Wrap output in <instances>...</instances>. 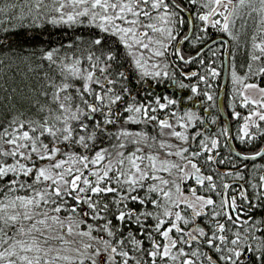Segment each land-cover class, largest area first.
<instances>
[{"label":"snow or ice","instance_id":"1","mask_svg":"<svg viewBox=\"0 0 264 264\" xmlns=\"http://www.w3.org/2000/svg\"><path fill=\"white\" fill-rule=\"evenodd\" d=\"M24 4L19 15L15 2L0 6V81L14 60L37 77L25 90L0 84V264H264V0ZM41 19L86 24L81 55L42 50L32 67L36 52L13 49V37L34 39L26 29ZM209 27L223 34L220 49L224 35L237 48L247 37L242 63L231 45L227 53L235 135L228 125L208 135L215 117L177 115L168 109L180 101L146 89L137 99L130 86L161 83L170 56L199 59L206 74L183 73L197 83L179 87L213 106L209 80L220 72L203 58ZM188 41L198 50L186 57Z\"/></svg>","mask_w":264,"mask_h":264},{"label":"trees","instance_id":"2","mask_svg":"<svg viewBox=\"0 0 264 264\" xmlns=\"http://www.w3.org/2000/svg\"><path fill=\"white\" fill-rule=\"evenodd\" d=\"M15 2L16 8L12 9L13 12H15L17 15H19L20 8L23 7L25 12L27 11V6L24 4V0H3V4H0V6H3L5 8H9L11 3ZM47 2V0H46ZM12 23L5 19V23L3 27L5 28H11ZM25 24L30 23V19H26L24 21ZM38 26L35 27H28L26 29L28 33V37L34 36V39H29L25 36L24 32H18L17 35L13 37V43L12 47L13 49H19L21 47H24L27 49V52H36V57L33 61H30L32 67H35L36 63H40L39 55L42 50L47 49H54L59 48L60 49V56H64L66 53L69 55L75 54L77 56L81 55V52L79 49H83L86 47L83 43H78L77 38L80 37L83 40L89 39L90 36V28L85 25H74V26H66V25H52L49 23H46L45 20L41 19L37 22ZM199 23V22H197ZM184 31H187V26H185ZM198 35L201 33H197ZM251 33L249 32V35ZM11 35V33H9ZM208 35L210 36V39L206 40V44L211 42L212 40L218 38L220 35H223L219 33L216 29H213L209 27L208 29ZM226 37V35H224ZM227 38V37H226ZM229 41V45H231V50L236 52V61L239 65L242 63L245 59V51L244 48V42L247 39L245 36H241L240 42H239V48H237V42L232 41L229 37L227 38ZM192 40H195V36L192 37ZM71 44L72 47H68V45ZM212 50L220 49V44H216L211 47ZM198 50L197 48H194L192 46V41L185 42L182 45V52L187 57L188 55H194L195 51ZM224 48L220 49L217 56L213 58L211 56V52L209 49L204 54V60L207 63L211 62L213 59H215L214 66L217 68V71L223 75V72L225 70V64H224ZM27 54V53H25ZM169 62L171 64V67L168 69L170 76L164 78V80L158 84L157 80L150 79L145 80L143 84L141 85L140 82L135 81V78H133V83L130 85L133 88V96L137 99H143L145 96V92L143 89H146L151 95H161V96H169L172 99L180 101V103L175 107V109L170 108L168 111H177V115H182L183 112L188 111L189 106H192L194 103L197 105L198 110L200 111L199 117L204 120L206 117V121H211L213 117L216 118V123L211 124L208 123V125L212 126L211 132L207 130L206 134L208 135H215L221 128H223L224 123H222V118L219 112L218 102L214 98V105L209 107V102L204 100V97L202 95L197 96L193 95L190 91V88H180L179 83L182 82L184 84H195L197 83L196 77H188L185 76L183 73L192 72L195 71L198 73V75H205V66H202L200 64L199 59L196 60V62L191 63L189 65H185L181 63L180 61L176 60L175 57L168 58ZM47 68V65L45 64V69ZM242 72V70H240ZM172 73H175V78H172ZM4 75L8 79V83H4V81H0V84H4V87H8L9 84H11L12 87H17L21 90H25V85L30 83H35L37 77L35 73L28 72L26 68V64L22 63L18 60H14L13 63V71H9L7 68L4 70ZM15 75V81H11V77ZM220 76V75H219ZM221 80H217L215 82H212L211 79L209 80V83L212 84L211 93L214 97H216V92L219 91L221 86ZM149 83L151 84V87H149ZM201 90H205V85L203 83L200 84ZM139 94V95H137ZM227 94V92H226ZM192 96V99L189 100L188 97ZM207 109V111H205ZM2 114V113H0ZM161 116H163V113H160ZM238 121H233L231 123V129L232 134L235 135L236 130L238 128ZM201 127H204L201 125ZM149 132H152L153 129L149 127L147 129ZM223 139V138H222ZM234 144L236 148H240V150L245 151L243 146L239 144L238 142L234 141ZM195 146V145H193ZM222 151L225 152L226 150L222 149ZM259 163V162H257ZM263 163V162H261Z\"/></svg>","mask_w":264,"mask_h":264},{"label":"rangeland","instance_id":"3","mask_svg":"<svg viewBox=\"0 0 264 264\" xmlns=\"http://www.w3.org/2000/svg\"><path fill=\"white\" fill-rule=\"evenodd\" d=\"M185 32H187V31H185ZM227 37V36H226ZM226 37H224V38H226ZM228 38V37H227ZM224 49H225V45H224ZM225 51V50H224ZM171 57V56H170ZM169 57V58H170ZM224 59H225V57H224ZM224 73L225 72H223V75H221V73H220V76H218V77H216L215 79H211V81L212 82H215V81H217V80H221L222 82H221V86H220V89H219V91H217L216 92V97H214L215 98V100L218 102V107H219V96H220V92H221V90H222V86H223V82H224ZM211 91V90H210ZM226 92H227V94H226ZM231 92H232V83H231V79H230V74H229V70H228V80H227V85H226V89H225V92H224V97H223V107H224V105H225V102L227 101L228 103H230V101H231ZM199 107V106H198ZM198 107H197V105L194 103L192 106H189V109H188V111H194V112H196V114L199 116V113H200V111L198 110ZM229 109V108H228ZM236 110L237 111H241L242 113H244L245 112V110L244 109H241L239 106H237V108H236ZM224 111H225V107H224ZM231 110H229V112H230ZM219 112H220V108H219ZM226 112V111H225ZM222 118V117H221ZM236 121V120H235ZM239 123H241L240 121H238L237 122V124H238V126H239ZM225 124V123H224ZM224 127V126H223ZM209 132H211V131H209ZM233 143H234V141H233Z\"/></svg>","mask_w":264,"mask_h":264},{"label":"water","instance_id":"4","mask_svg":"<svg viewBox=\"0 0 264 264\" xmlns=\"http://www.w3.org/2000/svg\"><path fill=\"white\" fill-rule=\"evenodd\" d=\"M189 35H191V33H189ZM226 41H227V44H225V52H224V57H225V73H224V82H223V86H222V90L220 92V96H219V108H220V112H221V115H222V118H223V122L225 123V125H228L230 128H231V123H230V118L226 115L225 111H224V107H223V97H224V92H225V89H226V85H227V80H228V51H229V42L226 38H224ZM217 41L216 44L220 43L219 42V38L215 39ZM185 42H182V45L184 44ZM212 46V43H208L207 44V47L205 48V52L211 48ZM182 63V62H181ZM184 64V63H183ZM190 63L188 64H185V65H189ZM232 146L235 148V145L234 143H232Z\"/></svg>","mask_w":264,"mask_h":264},{"label":"flooded vegetation","instance_id":"5","mask_svg":"<svg viewBox=\"0 0 264 264\" xmlns=\"http://www.w3.org/2000/svg\"><path fill=\"white\" fill-rule=\"evenodd\" d=\"M228 105H229V103L226 101L225 105H224L225 111H226L225 113L230 118L231 115H230V112H229L230 109H228L229 108ZM204 120L206 121V117L204 118ZM224 126H225V124H224ZM212 129H213L212 126L207 124V130L213 131ZM243 147L246 148V146H243ZM237 150L242 151V150H240V148L239 149L237 148ZM245 150H247V149H245Z\"/></svg>","mask_w":264,"mask_h":264},{"label":"bare ground","instance_id":"6","mask_svg":"<svg viewBox=\"0 0 264 264\" xmlns=\"http://www.w3.org/2000/svg\"><path fill=\"white\" fill-rule=\"evenodd\" d=\"M219 38V37H218ZM217 39V38H216ZM227 39V38H226ZM215 40V39H214ZM228 40V39H227ZM229 42V41H228ZM210 43V42H209ZM218 44H220V43H218ZM216 45V44H215ZM210 49V48H209ZM225 52V51H224ZM228 62H229V56H228ZM224 63H225V59H224ZM191 64V63H190ZM224 72H225V70H224ZM220 115H221V112H220ZM221 117H222V115H221ZM224 120H223V118H222V123H224L223 122ZM230 123H232L233 121H235V120H233L232 119V117H230ZM235 145V144H234ZM235 148H236V146H235ZM237 149V148H236ZM257 162H259V163H261V162H263L264 163V161H257Z\"/></svg>","mask_w":264,"mask_h":264}]
</instances>
